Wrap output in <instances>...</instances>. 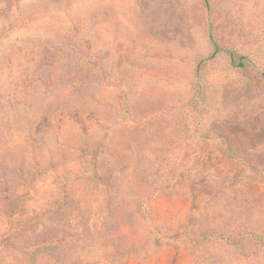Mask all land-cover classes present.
I'll return each mask as SVG.
<instances>
[{
  "label": "rangeland",
  "instance_id": "374dc122",
  "mask_svg": "<svg viewBox=\"0 0 264 264\" xmlns=\"http://www.w3.org/2000/svg\"><path fill=\"white\" fill-rule=\"evenodd\" d=\"M0 264H264V0H0Z\"/></svg>",
  "mask_w": 264,
  "mask_h": 264
},
{
  "label": "trees",
  "instance_id": "16d2710c",
  "mask_svg": "<svg viewBox=\"0 0 264 264\" xmlns=\"http://www.w3.org/2000/svg\"><path fill=\"white\" fill-rule=\"evenodd\" d=\"M204 2L206 3L207 0H204ZM213 47H214L215 51L218 50V45H217L216 43L213 44ZM237 57H238V59H240V58H239L240 56H237ZM239 65L244 66V63H240V62H239Z\"/></svg>",
  "mask_w": 264,
  "mask_h": 264
}]
</instances>
